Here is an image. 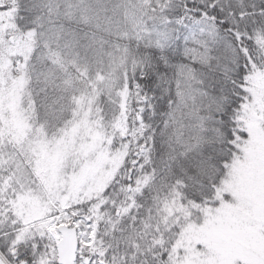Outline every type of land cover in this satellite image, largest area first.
Segmentation results:
<instances>
[{"label":"snow or ice","instance_id":"6c2138e0","mask_svg":"<svg viewBox=\"0 0 264 264\" xmlns=\"http://www.w3.org/2000/svg\"><path fill=\"white\" fill-rule=\"evenodd\" d=\"M0 264H264V0H0Z\"/></svg>","mask_w":264,"mask_h":264}]
</instances>
